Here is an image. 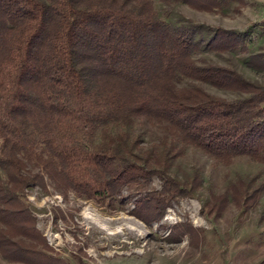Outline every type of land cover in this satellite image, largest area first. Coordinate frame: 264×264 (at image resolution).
<instances>
[{
    "label": "trees",
    "instance_id": "16d2710c",
    "mask_svg": "<svg viewBox=\"0 0 264 264\" xmlns=\"http://www.w3.org/2000/svg\"><path fill=\"white\" fill-rule=\"evenodd\" d=\"M222 11L241 0H156ZM155 0H0V256L24 264H65L45 253L46 240L26 203L38 187L73 192L150 226L198 190L170 175L187 149L229 166L238 158L264 165V86L239 72L198 64L204 52H245L250 34L175 26ZM260 29V28H259ZM205 32L207 35H205ZM262 33L261 29L256 31ZM248 67L264 71V53ZM189 80L243 95L226 100ZM156 125V146L127 130ZM153 178L159 189L146 190ZM239 177L211 195L217 214L264 195V181ZM198 184V185H197ZM132 190H137L132 194ZM128 191V194H125ZM40 246V249H37Z\"/></svg>",
    "mask_w": 264,
    "mask_h": 264
},
{
    "label": "rangeland",
    "instance_id": "374dc122",
    "mask_svg": "<svg viewBox=\"0 0 264 264\" xmlns=\"http://www.w3.org/2000/svg\"><path fill=\"white\" fill-rule=\"evenodd\" d=\"M154 8L175 26L190 20L204 28L248 32L247 51L204 52L195 59L198 64L233 69L264 86V71L247 65L251 54L264 53V34L256 32L260 30L264 0L233 2L220 12L197 10L184 4L165 5L156 0ZM193 83L218 98L243 97L189 80L179 86ZM127 131L138 135L140 146L145 149L156 146L161 136L158 126L146 123ZM169 173L188 182L197 173L199 188L188 197L175 200L161 221L150 226L129 213L134 208L133 200L127 202L126 212H122L98 201L82 199L73 192L64 197L50 185L48 192L30 187L25 191L26 203L36 218V228L46 240L45 253L64 259L65 264H264V195L245 211L233 202L227 203L219 214L211 210V195L229 193L235 179L257 177L256 181L263 182L264 165L238 158L224 166L190 148L173 162ZM160 186L161 182L153 178L146 190ZM37 249L41 250L40 246ZM0 264L24 263L8 262L0 256Z\"/></svg>",
    "mask_w": 264,
    "mask_h": 264
},
{
    "label": "built area",
    "instance_id": "2783aa9c",
    "mask_svg": "<svg viewBox=\"0 0 264 264\" xmlns=\"http://www.w3.org/2000/svg\"><path fill=\"white\" fill-rule=\"evenodd\" d=\"M258 24H259V27H260L262 33L264 34V14H263V18L261 19V21Z\"/></svg>",
    "mask_w": 264,
    "mask_h": 264
}]
</instances>
